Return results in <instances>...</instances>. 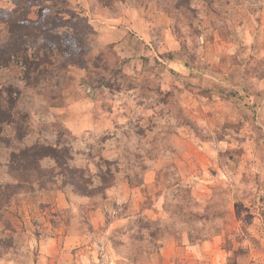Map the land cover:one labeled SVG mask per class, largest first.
I'll return each instance as SVG.
<instances>
[{"label": "rangeland", "instance_id": "1", "mask_svg": "<svg viewBox=\"0 0 264 264\" xmlns=\"http://www.w3.org/2000/svg\"><path fill=\"white\" fill-rule=\"evenodd\" d=\"M22 14L7 132L68 148L91 194L12 195L0 264H264V0H0V36Z\"/></svg>", "mask_w": 264, "mask_h": 264}, {"label": "trees", "instance_id": "2", "mask_svg": "<svg viewBox=\"0 0 264 264\" xmlns=\"http://www.w3.org/2000/svg\"><path fill=\"white\" fill-rule=\"evenodd\" d=\"M190 0H178V4L187 5ZM16 11H14V14ZM13 14V15H14ZM6 30L0 36V69L12 61V56L21 54L26 49V44L35 33L33 25L24 14L10 17L4 21ZM17 98L11 85H3L0 81V146L10 149L8 166L11 176L15 182H9L4 188L7 195L0 202V206L14 194L21 192L24 188L33 190L36 186L42 189H50L57 185L59 176L63 185L73 186L82 195H89L88 182L85 180L83 170L70 165L71 153L66 147L47 142L36 143L30 146L15 144V137L7 132V126L13 125L16 130V138L23 139L26 136V127L19 125L16 108ZM51 158L56 166L44 168L41 161ZM60 171L58 172L57 170Z\"/></svg>", "mask_w": 264, "mask_h": 264}]
</instances>
